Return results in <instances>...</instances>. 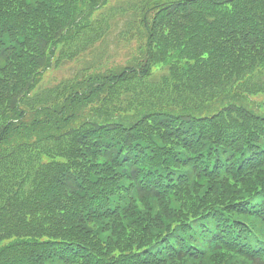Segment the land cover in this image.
I'll use <instances>...</instances> for the list:
<instances>
[{
  "label": "trees",
  "instance_id": "trees-1",
  "mask_svg": "<svg viewBox=\"0 0 264 264\" xmlns=\"http://www.w3.org/2000/svg\"><path fill=\"white\" fill-rule=\"evenodd\" d=\"M0 264H264V0H0Z\"/></svg>",
  "mask_w": 264,
  "mask_h": 264
},
{
  "label": "rangeland",
  "instance_id": "rangeland-1",
  "mask_svg": "<svg viewBox=\"0 0 264 264\" xmlns=\"http://www.w3.org/2000/svg\"><path fill=\"white\" fill-rule=\"evenodd\" d=\"M63 71H64L63 68L58 69V70H54L53 72H52V70L48 71L44 76L43 84H50V83L54 82L55 80L60 79L64 75Z\"/></svg>",
  "mask_w": 264,
  "mask_h": 264
}]
</instances>
